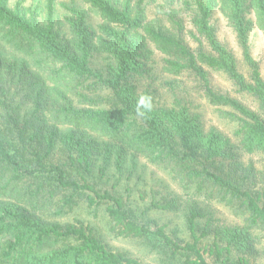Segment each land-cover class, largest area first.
<instances>
[{"label":"trees","instance_id":"obj_1","mask_svg":"<svg viewBox=\"0 0 264 264\" xmlns=\"http://www.w3.org/2000/svg\"><path fill=\"white\" fill-rule=\"evenodd\" d=\"M24 1L0 0L3 36L32 59L0 50V264H144L110 248L82 221H60L79 207L104 209L108 231L139 241L158 264H255L264 234V165L243 156H264V79L247 48V14L253 11L264 31V0H184L193 48L178 11L166 14L172 23L165 27L146 20L143 0H72L64 5V29L54 0L42 20ZM83 4L98 14L96 26ZM217 12L235 32L247 75L215 34ZM95 41L106 55L98 67L90 61ZM155 51L165 72L192 74L209 103L235 123L232 136L206 128L186 100L157 101V91L142 86ZM212 71L251 96L256 109L216 90ZM141 96L150 98V110L137 111ZM138 155L185 194L224 205L240 223L215 222L196 198L152 200L146 211L183 212L188 239H178L164 225L139 220L122 193L90 180L95 169L103 173L112 163L121 172Z\"/></svg>","mask_w":264,"mask_h":264},{"label":"rangeland","instance_id":"obj_2","mask_svg":"<svg viewBox=\"0 0 264 264\" xmlns=\"http://www.w3.org/2000/svg\"><path fill=\"white\" fill-rule=\"evenodd\" d=\"M17 0H10L11 5ZM54 18L59 20L61 27L64 29V18L67 11L64 5H70L72 0H54ZM75 4H79L78 0H74ZM24 6L28 7L33 14L40 20L45 19L47 14V0H25ZM86 10L87 16L91 25L96 26L99 22L98 14L90 10L86 4L82 5ZM142 6L146 13V20L158 21L165 27H171V21L166 16L172 9L178 11V18L183 20V38L193 48L196 42L189 34L193 30L189 10H186L184 0H143ZM249 27L247 30V48L252 59L258 63L261 77L264 79V31L255 23V15L253 11L247 14ZM215 34L218 40L229 48L235 55L238 61L239 69L247 75L248 69L242 60L243 50L238 44L235 32L231 25L227 22L224 16L216 13L212 21ZM15 41H8L3 36L0 30V50L8 56L21 57L24 56L27 60H32L24 55L21 49L16 46ZM92 46V61L93 66H102L106 63V55L97 48L98 43L93 42ZM161 54L157 51L153 53L152 60L149 59L148 67H150L149 79L143 81L142 86H148L149 89H154L155 98L157 101L172 103L175 97L186 100L192 112H197L201 115L206 128L215 127L221 132L232 136V130L235 128V123L228 118L222 116L218 112V106L212 105L207 100L200 83L188 71L181 75H171L162 70L160 61ZM211 85L218 91L227 93L232 97L239 99L251 109H256V101L249 95L239 92L236 86L232 84L223 73L212 71L209 72ZM173 85L174 91L169 90ZM245 162H252L256 168H262L264 165V156L258 154H244ZM94 177L90 180L94 186L100 190H109L112 192H120L127 198L129 205H132L136 213H139L138 219L144 221L151 226L164 225L165 229L172 236L187 240L188 234L185 228L182 211L154 210L145 208L152 200L161 199L162 195L179 194L180 203H186L189 199H197L199 205L206 213H212L217 223L234 224L240 223V219L233 215L229 209L216 201L204 200L202 197H197L185 194L183 190L173 181L168 175L156 165L150 163L145 157L137 156L134 160L127 158L124 163V168L119 172L115 169L114 164L110 163L104 169V172L95 169L92 173ZM145 210V211H144ZM60 221L74 222L82 221L93 229V231L113 250L126 251L137 257L144 264H158L153 253L141 245L139 241L130 238L115 237L108 231L107 216L104 209L101 207L95 211L94 207H79L68 212ZM258 254L255 264H264V234L261 233L260 240L257 244Z\"/></svg>","mask_w":264,"mask_h":264},{"label":"clouds","instance_id":"obj_3","mask_svg":"<svg viewBox=\"0 0 264 264\" xmlns=\"http://www.w3.org/2000/svg\"><path fill=\"white\" fill-rule=\"evenodd\" d=\"M144 108L146 110L151 109V103H150V98L141 96L137 102V111L140 112V109ZM143 114V113H140Z\"/></svg>","mask_w":264,"mask_h":264}]
</instances>
